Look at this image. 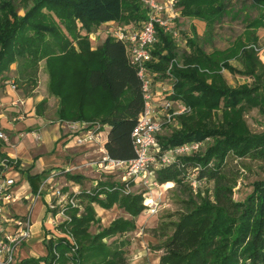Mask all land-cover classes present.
I'll list each match as a JSON object with an SVG mask.
<instances>
[{
	"label": "trees",
	"instance_id": "16d2710c",
	"mask_svg": "<svg viewBox=\"0 0 264 264\" xmlns=\"http://www.w3.org/2000/svg\"><path fill=\"white\" fill-rule=\"evenodd\" d=\"M126 1L32 0V8L20 17L13 0H0V89L4 82L10 81L6 76L10 66L15 64L16 77L11 85L29 97L37 86L39 64L44 60L50 92L59 98L58 120L92 122L91 113H88L92 106L89 93L107 97L112 107L99 119L107 125L104 149L109 157L122 161L134 158L131 135L144 107L137 69L129 63L122 42L106 37L92 50L91 41L76 40L75 37L76 34L81 36L78 33L81 28L90 31L94 24L146 19V11L139 3L125 5ZM239 1L241 6L237 10L232 6L233 0H178L176 3L184 22L205 23L208 38L225 17L240 18L242 15L243 33L225 49L207 52L201 43L206 38L199 37L191 24L184 27L188 28L189 34L184 30L181 33L182 40L186 41L182 48L171 35L158 29L152 53L157 61L149 68L164 77L171 64L174 99L190 108L189 114L177 117L164 127L160 144L167 149L193 141L204 142L205 155L198 152L180 161L188 166H199V176L209 172L207 176L215 184L213 201L207 197L194 201L182 180L183 169L171 167L158 173L160 184L174 182L178 195L188 199L186 211L171 225L172 232L163 235L164 241L159 245L162 251L160 264H264V179L253 183L252 191L245 199L235 201L232 198L234 181H229L221 169L231 150L244 157L264 148V133L253 134L243 119L247 111L254 109L264 118V63L257 51V32L264 29V0ZM247 1H251L248 7ZM41 4L61 12L60 19L65 22L70 38L64 37L53 21L44 20ZM247 9H254L256 16L248 15ZM48 35L51 42L45 40ZM72 40H76L79 52L75 51ZM233 61L240 67L233 66ZM225 71L251 81L232 87L225 78ZM102 112L100 109L96 113ZM35 114L42 116L41 104L36 106ZM175 123L180 126L178 130L173 126ZM165 129H168L167 133ZM0 132L7 137V141L0 139L1 161L8 158L2 149L10 145L13 134L1 126ZM209 139L213 141L208 143ZM261 159L264 170V153ZM209 161H214L211 170L206 165ZM8 164L12 165V160ZM13 168L28 173L31 183L41 175L31 174V167L22 170L18 160ZM2 169L0 166V172ZM67 179L79 183L82 176L68 174ZM109 179L100 186L111 185ZM98 195L82 197V202L87 204L78 217L77 210L69 213V230L78 244L76 252L69 253L60 242H50L48 256H52L54 247L61 260L69 253L77 264H125L124 253L117 247L106 246L102 240L135 231L136 219L145 209L144 198L142 194L122 196L118 192L105 193L104 198ZM93 204L104 209L117 205L130 218L114 220L93 235L89 227L98 221ZM169 226L163 225L161 229Z\"/></svg>",
	"mask_w": 264,
	"mask_h": 264
},
{
	"label": "built area",
	"instance_id": "2783aa9c",
	"mask_svg": "<svg viewBox=\"0 0 264 264\" xmlns=\"http://www.w3.org/2000/svg\"><path fill=\"white\" fill-rule=\"evenodd\" d=\"M177 1L163 3L160 0H138L146 11V19L143 22L134 26L107 23L115 25L106 30V37L124 44L128 61L137 69L142 85L144 107L131 135L133 159L122 161L107 155L104 149L106 124L100 121L58 120L56 124L64 129L67 139L72 140L78 147L93 149L97 153L95 160L84 166L70 164L50 170L34 191L22 195L17 191L21 182L19 172L13 168L17 160L8 157L0 161L3 168L0 172V264H77L69 257V253H75L78 248L69 230V213L77 210V216L80 215L84 195L99 193L98 197L104 198L105 193L118 192L122 196H128L137 194L133 191L135 185L150 191L153 188H163L165 183L158 182V173L171 167L184 170L182 180L192 191L196 192L206 184L198 174L199 166H188L180 161L184 157L201 152L205 147L204 142L193 141L163 149L159 141L166 124H171L177 117L190 113L188 106L181 100L174 99L175 80L171 75L172 65H169L164 77L149 68L151 63L157 61L152 53L157 43L158 29L171 35L179 47L186 43L182 40L183 37L174 21L175 12L178 10ZM10 86L15 90V86ZM18 103L23 104L20 100L12 102L11 106H17ZM24 119V112H18L12 116L10 123H18ZM0 139L7 141L2 132ZM33 139L38 142L39 133L34 132ZM9 160H12V165L8 164ZM85 167L92 172H98L100 178L95 179L92 190L84 189L82 185L80 189L73 190V181L68 180L67 175H81ZM106 178H110L111 185L101 187L100 183L107 182ZM140 194L144 198L145 209L142 213L147 216L157 214L163 205L162 192L156 197L149 196L146 192ZM39 202L43 203L41 220L50 214L53 231L47 232L41 225L42 250L37 254L30 251L25 253L24 249L29 246L34 236L33 212ZM50 242H60L69 249L64 260H61L54 247L52 256H48Z\"/></svg>",
	"mask_w": 264,
	"mask_h": 264
},
{
	"label": "rangeland",
	"instance_id": "374dc122",
	"mask_svg": "<svg viewBox=\"0 0 264 264\" xmlns=\"http://www.w3.org/2000/svg\"><path fill=\"white\" fill-rule=\"evenodd\" d=\"M163 3H167L170 0H160ZM14 5L18 9V16L24 17L25 13L32 8L33 2L32 0H13ZM127 3H138V0H127ZM251 1L245 2L247 7L250 5ZM42 6V12L45 15V19L47 21H53V23L58 27L60 32L64 35V37L70 38L71 34L67 32L65 29V22L60 19L61 12L57 13L55 10L48 6ZM141 6V4H140ZM232 6L234 9H240L241 2L239 0H233ZM142 7V6H141ZM46 8L51 10H46ZM143 8V7H142ZM144 9V8H143ZM126 14L129 13L128 10L125 11ZM248 15L252 18L256 16V11L254 9L250 10L247 9ZM175 24L177 30L182 33L184 30L187 34H189L188 28H184L187 24H191L195 26L196 33L199 37L206 38V41H201L203 48L210 52L213 49H225L227 48L233 40L240 36L244 30V23L242 20V15L240 18H233L232 16L225 17L221 23L217 24L213 30V33L208 38L206 36V26L205 23L197 21V20H188V22H184L180 19L179 11L175 12ZM142 21H130L125 23H118L119 25L123 26H134L140 24ZM115 24H94L89 31L88 28H81L78 33L81 34L79 36L76 34L75 39L81 41H91L90 47L92 50L96 49L99 45H101L106 36V30ZM188 27V26H187ZM259 37L258 41V53L260 60L264 63V29H259L257 32ZM201 39V38H200ZM45 40L52 41L50 35L45 37ZM76 40L74 41V49L76 52H79V47L77 46ZM182 48V45H180ZM59 61V60H58ZM231 64L235 67H240L239 63L233 61ZM16 65L13 64L10 66V72L7 74L6 77L9 78V82H4L3 87L0 89V126L4 128L8 122H11V118L14 114L18 112H22L24 105H26V111L24 112V117L26 119L30 118V114H35V108L37 105L41 104L42 116L49 121V123H56L58 121L57 118V109L59 106V98L53 95L49 89V74L48 69L46 67L45 61L43 60L39 64V71L37 76V86L31 92L29 97H25L23 91L21 89H15V92L18 94L20 99L12 96L10 99L7 97L4 100V103L1 102V97H3V90H5L8 86L11 85L12 81H14L16 77ZM225 78L230 86L235 87L242 85L244 83H249L251 80L246 79L244 77L232 76L227 71L224 72ZM10 89V88H9ZM88 96V95H87ZM92 98V100H91ZM89 99L91 100V107L88 108V113L90 114L89 117L92 118L94 121H99V119L103 118L112 107L110 102L108 101L107 97H100L98 94L92 96V93H89ZM22 101L23 104L20 105L18 103L17 106H11L12 102ZM88 101V99H86ZM102 110V114L96 113L97 110ZM32 114V115H33ZM36 115V114H35ZM34 117V116H32ZM249 128V130L253 134H263L264 133V118L259 115V113L254 109L247 111L243 118ZM11 124V123H10ZM15 123H13L14 125ZM172 124V123H171ZM12 125V124H11ZM168 124L165 125V128ZM8 126V125H7ZM173 126L178 130L180 128L178 123H175ZM170 127V126H169ZM5 129V128H4ZM165 133L168 132V129H165ZM107 129L105 130L104 134L107 135ZM65 134V131L62 134ZM164 133V134H165ZM27 139L33 142L32 134H26ZM66 137V136H65ZM13 138V136H11ZM213 141L212 139L208 140V143ZM75 144H69L67 146H60L58 151L55 153L59 157H65L68 154H75L77 153L75 148ZM205 149V148H204ZM201 151L199 154L205 155V150ZM70 151V152H69ZM234 151L231 150L230 153L224 158V167L221 169L225 174H227L229 181H234L233 187V200L241 201L245 199L247 195H249L252 191V185L255 181L264 179V170L262 169V159L261 155L264 153V148L262 150H258L252 154L247 156H240L233 153ZM97 153L94 152L92 149L91 154L79 156L76 158L68 157L64 159L65 165H69L75 162H90L91 160H95L97 158ZM258 154V155H256ZM82 155V154H81ZM208 170L213 169L214 161H209L207 164ZM205 174L200 175V178L205 180L206 184L199 188L196 192L192 191L188 188V190L192 194V199L194 201H199L204 197L213 201L214 196V181L210 180V178ZM199 174V173H198ZM101 175L98 172H90L87 171L83 174L81 181L78 183L77 181H73L72 189L78 190L81 188V185L84 189L92 190L93 183L95 179L100 178ZM104 178V177H103ZM108 179V178H106ZM117 179V178H114ZM113 180V178H112ZM108 181V180H107ZM110 181V180H109ZM115 181V180H114ZM186 185L187 183L184 182ZM184 184V185H185ZM188 186V185H187ZM183 190V189H182ZM133 191L137 194L140 193H148V195H152L156 197L159 193L162 192V201L163 205L158 210L157 214L153 216H147L142 213L136 219V226L137 229L135 231H127L125 234H116L113 236H108L102 240V243L108 247H117L120 251L124 253L125 257V264H160V257L162 255V251L159 250V245L162 244L164 241L163 235H169L173 228L171 227L172 223L176 222L180 215L185 212L186 208V201L187 198H183L178 195V188L174 182L165 183L163 188H153L150 190H145L143 187L135 185ZM188 191V192H189ZM135 194V193H134ZM180 201H183V203ZM86 202H82V210L80 214L86 207ZM93 208L96 214V219L98 220L95 224L89 227V232L91 234H96L107 228L114 220L118 219H129L130 217L119 208L117 205L113 206L111 209H104L100 206L93 204ZM43 211V203L39 202L33 212V222H34V231L36 230L40 233V222L43 225V228L46 229L47 232L53 231V227L50 225L51 215L47 214L46 217L41 220V215ZM78 217V216H77ZM170 225L166 229H161L163 225ZM165 231V232H164Z\"/></svg>",
	"mask_w": 264,
	"mask_h": 264
},
{
	"label": "crops",
	"instance_id": "0c3cea01",
	"mask_svg": "<svg viewBox=\"0 0 264 264\" xmlns=\"http://www.w3.org/2000/svg\"><path fill=\"white\" fill-rule=\"evenodd\" d=\"M10 88V89H9ZM1 93H3V97H1V102L4 103V100L8 97L9 99L14 96L18 99L20 97L18 94L11 88V86H8L5 90H3ZM26 105H24L23 111L26 110ZM33 114V113H32ZM30 114V118L20 121L18 123H15L14 125L10 124L8 122V126L6 125L4 128L8 131H11L13 134V138H11L10 145L6 146L2 149V152L11 159H16L21 162V169H26L31 167L30 173L31 174H41L37 179L34 180L33 183H31L28 180V173H20L19 172V179H21V182L17 186L18 193L22 194H29L30 192L34 191L37 188V185L40 181L43 180V178L46 175L47 171L61 168L66 166L64 159L68 157L70 158H76L79 156L87 155L92 150L78 147L76 146L74 150L77 151L75 154H68L65 157H59L55 153L58 151L60 146H67L69 144H74V142L70 139H67L65 137V134L62 132L64 129H62L58 124L56 123H49L43 116L38 117L35 114ZM34 116V117H32ZM37 132L40 135V140L36 142L33 140L31 142L27 139L26 134H32ZM70 152V151H69ZM82 154V155H81ZM88 162H75L71 165H82L84 166ZM70 165V164H69ZM87 171H91V169H88L87 167L83 168V171L81 173V176ZM21 210V209H20ZM42 217V215H41ZM40 217V218H41ZM42 223L40 222L39 227L41 230ZM35 227V225H34ZM42 238V232L38 233L36 230L34 232V236L29 244L28 247H26L25 253H32L37 254L42 250V244L40 243V240Z\"/></svg>",
	"mask_w": 264,
	"mask_h": 264
}]
</instances>
